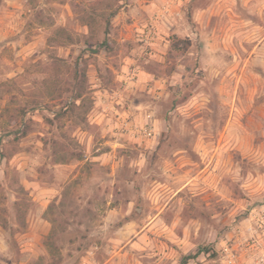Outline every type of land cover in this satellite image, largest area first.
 Returning <instances> with one entry per match:
<instances>
[{"label":"rangeland","instance_id":"374dc122","mask_svg":"<svg viewBox=\"0 0 264 264\" xmlns=\"http://www.w3.org/2000/svg\"><path fill=\"white\" fill-rule=\"evenodd\" d=\"M0 155V264H264V0H0Z\"/></svg>","mask_w":264,"mask_h":264},{"label":"trees","instance_id":"16d2710c","mask_svg":"<svg viewBox=\"0 0 264 264\" xmlns=\"http://www.w3.org/2000/svg\"><path fill=\"white\" fill-rule=\"evenodd\" d=\"M82 96L81 93H78L74 96L73 98V102L70 103L68 106H65V108L62 110L65 112H69L71 109H73V107L75 106V101L80 99ZM23 135V134H22ZM1 156V155H0ZM2 158H4V156H2ZM208 249L207 248H202V249H199L195 254H192V255H188V256H184L182 257L181 261L179 264H188L190 261L194 260L196 257H198L200 254H206L208 253ZM213 252L211 254V256H213Z\"/></svg>","mask_w":264,"mask_h":264}]
</instances>
